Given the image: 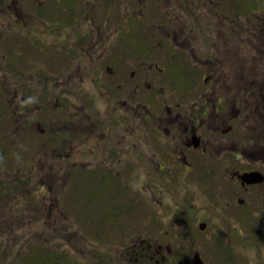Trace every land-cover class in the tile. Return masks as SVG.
Instances as JSON below:
<instances>
[{
  "label": "rangeland",
  "instance_id": "1",
  "mask_svg": "<svg viewBox=\"0 0 264 264\" xmlns=\"http://www.w3.org/2000/svg\"><path fill=\"white\" fill-rule=\"evenodd\" d=\"M131 1L137 9L125 6L123 0H69L77 3L75 18L60 9V0H0V112L5 113L0 121V147L7 153L2 158L0 152V185L14 196L13 200H20L18 189L26 199L30 190L34 192L28 203H33L29 211L35 224L18 228L11 221V232L0 226L2 255H12L9 260H15L36 238H52L53 242V229L62 213L84 234L77 231L75 236L56 241L72 249L79 259L77 264H104V253L110 249L116 259L135 248L130 245L138 233L131 216L137 213L140 179L135 176L140 169L132 161L138 138L136 134L124 140L120 137L113 144V138L109 143L107 139L117 131V101L121 104L123 91L129 93L139 82L143 63L166 64L180 56L169 51L170 44L162 39L158 43L150 34L168 15L186 14L192 18L194 30L208 32L213 49H205L206 54L201 55L205 61L208 53L221 52L223 77L229 78L237 66L243 70L254 68L259 75L263 71L264 14L260 10L236 14L242 0H216L214 7L208 0L202 4L199 0L191 4H187L189 0H157L154 5L155 0H147L148 5H144L146 1ZM217 11L229 20L235 17L237 25L232 28L230 21L227 30L218 34L220 28L209 24ZM118 17L126 19L122 22L127 27L115 24ZM100 26L106 27L105 32H114L113 37L104 40L108 47L103 52L97 50L103 45L94 44ZM207 43V39H198L202 48ZM213 60L215 54L209 55L206 63ZM133 70L138 75H132ZM197 74L187 77L182 73L181 77L192 78L191 88L192 82L204 84L206 72ZM201 90L199 84L193 91L184 90L186 99ZM132 107L121 111L128 116L124 132H135L140 126L132 117ZM96 118L112 119L113 131L105 122L96 130L90 127V120ZM124 141L130 143L129 155ZM148 157L152 158V151ZM106 167L126 184L107 173ZM7 205L0 203V211L5 212ZM120 209L128 210L130 216L117 217ZM6 216L2 214L0 220L6 221ZM194 249L202 250L200 245L178 247L182 262L190 261Z\"/></svg>",
  "mask_w": 264,
  "mask_h": 264
},
{
  "label": "flooded vegetation",
  "instance_id": "2",
  "mask_svg": "<svg viewBox=\"0 0 264 264\" xmlns=\"http://www.w3.org/2000/svg\"><path fill=\"white\" fill-rule=\"evenodd\" d=\"M123 1L127 6L129 0ZM138 1L148 5L149 0ZM192 26L186 14H171L156 24L153 38L177 45L189 62L143 63L139 82L129 93L123 91L121 104L117 101V131L107 141L113 138V144L117 138L136 134L132 164L140 169L135 176L140 179L137 213L131 216L138 235L130 245L135 248L122 260H131L128 264H264V68L259 75L254 68L237 66L229 78L223 77L221 52L214 51L216 61L206 63L208 57L204 61L202 55L208 48H198L194 42L197 37L208 40V32ZM105 29L99 27L94 42L103 45L102 50L97 47L102 52L108 47L104 40L114 33ZM172 46L169 51L174 52ZM193 65L206 75L204 84L192 82L190 88L192 78L184 79L171 69L184 67L192 77ZM135 72L132 75H138ZM195 84L202 90L187 100L184 90L193 91ZM131 105L132 117L140 126L135 132H124L128 116L121 111ZM91 111L96 113L94 108ZM111 121L96 118L89 125L96 130L104 122L111 126ZM124 144L129 155L130 143ZM252 172L262 174V180L249 182L246 174ZM182 245H200L202 250L194 249L190 261L182 262L178 254Z\"/></svg>",
  "mask_w": 264,
  "mask_h": 264
},
{
  "label": "trees",
  "instance_id": "3",
  "mask_svg": "<svg viewBox=\"0 0 264 264\" xmlns=\"http://www.w3.org/2000/svg\"><path fill=\"white\" fill-rule=\"evenodd\" d=\"M202 1H204V0H199V2L201 4H202ZM242 1H241L242 3H240L241 5H239L240 8H238L236 10V12H237L236 14L240 15L239 12L241 10L246 11V12H252V11L260 10L264 14V0H242ZM208 3L211 7H214L212 4H214V3L216 4V0H208ZM76 5H77V3H74V4H71V2L69 3V0H60V9L66 10L69 13H72L75 18L78 17V15L76 14V11H75ZM127 6H135L133 9H137V6L131 0L128 1ZM212 10H214V9H212ZM207 12L209 13V11H207ZM122 13H124V12H122ZM217 13L218 14H216V15L214 13H212L214 20H212L209 24L211 26H215V27L220 28V31L218 32V34L222 31L225 32L227 30V28L229 27L230 21L231 22L233 21L232 25H231L232 28H234L235 25H237L235 22L236 21L235 17H233L232 20H229V16H227L225 14L223 15V14L219 13L218 11H217ZM12 15H13V13H12ZM13 17L17 19L16 16H13ZM216 17H218V19H216ZM125 20H126L125 18L120 19L118 17V19L115 20V24L117 26L121 25L122 28L127 27L122 22ZM17 21H18V19H17ZM20 23H22V22L20 21ZM21 31H23V30H21ZM107 31H108V29H107ZM27 32L29 33L28 30H27ZM30 34H32L31 31H30ZM124 36H125V32H124ZM207 36L208 35H206V37ZM212 37L214 38V35ZM215 37H217V36L215 35ZM91 38H92V35H91ZM207 38L209 40V44L207 43L206 47L210 48V50H211L212 49L211 36H209ZM88 41L90 42L91 39H88ZM2 96L3 95L0 91V98H2ZM2 105H3V102L0 103V108H2L1 107ZM0 111H1V109H0ZM4 114L5 113L0 112V117H1L0 121L3 120L2 117ZM0 152L2 154V158H5L6 154H7L6 149L3 147H0ZM10 153H11V150H10ZM42 188H43V186H42ZM18 191L20 192V200H18V198L13 200L14 196L10 192L4 191V185H0V203L8 202V205L6 207L5 212L0 211V216L2 214H7V216H9V218L6 216L7 217L6 221L0 220V226L9 232L12 231V229L10 228L11 221H12L13 225L15 227H18V228H20L22 226H26L28 224H35V221H32L33 214L30 213V211H29V210H31L30 207L33 205V203L32 204L28 203V200L31 198L30 194L34 193V192H32L30 190L29 194H28V198L26 199L23 191H21L19 189H18ZM41 212L44 213V211H41ZM59 219L60 220L57 221V224H56V226H54V229H53V231H54L53 236H55L53 242H52V238H49L48 240L36 238L34 243L28 244L26 250H24L16 258H14L15 260H9L10 258H12V255H10V254H3L2 255V248L0 246V264H8L4 260H7L10 264H77L76 262H78L79 259L77 257H75V255L72 252V249H70L66 246H63L61 244H58V243H56V241L64 239L65 237H68L70 235L75 236L78 233L77 231H80V229L75 227L73 225V223H71V220L66 218V215H64V213H62V215L60 216ZM80 232L84 236L83 232L82 231H80ZM63 234H64V236H63ZM87 240H89V239L87 238ZM96 241H98V238ZM94 250H95V248H94ZM94 250H93V255H94V257H96L97 253H95ZM105 256L107 257V260L105 261L104 264H108V263L109 264H128V262H132L131 260L130 261L128 260V261H126V263H124L121 256H117L116 259H114L115 256H113L111 249L109 250V252L107 251V253H104V257ZM111 257H113V258H111ZM110 260L112 261V263H110ZM80 262H79V264H81Z\"/></svg>",
  "mask_w": 264,
  "mask_h": 264
},
{
  "label": "water",
  "instance_id": "4",
  "mask_svg": "<svg viewBox=\"0 0 264 264\" xmlns=\"http://www.w3.org/2000/svg\"><path fill=\"white\" fill-rule=\"evenodd\" d=\"M246 179L249 182H256V181L262 180V174L257 173V172L248 173L246 174Z\"/></svg>",
  "mask_w": 264,
  "mask_h": 264
}]
</instances>
